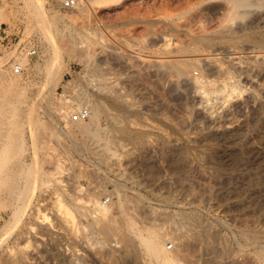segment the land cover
<instances>
[{
	"label": "rangeland",
	"instance_id": "obj_1",
	"mask_svg": "<svg viewBox=\"0 0 264 264\" xmlns=\"http://www.w3.org/2000/svg\"><path fill=\"white\" fill-rule=\"evenodd\" d=\"M248 1L238 17L232 0H0V22L38 51L20 74L0 63L14 83L0 112V264H157L95 223L99 204L120 217L121 198L132 230L159 228L186 264H264V45L221 37L264 31V0ZM183 59L195 73L178 74ZM84 109L92 135L72 120ZM193 215L205 239L190 257Z\"/></svg>",
	"mask_w": 264,
	"mask_h": 264
},
{
	"label": "bare ground",
	"instance_id": "obj_2",
	"mask_svg": "<svg viewBox=\"0 0 264 264\" xmlns=\"http://www.w3.org/2000/svg\"><path fill=\"white\" fill-rule=\"evenodd\" d=\"M87 1V0H86ZM125 0H94L93 4L92 2L89 3V0L87 1L88 4H92V7L90 5L91 8H99V7H111V6H116V5H119V4H122L124 3ZM86 2V3H87ZM39 3V2H38ZM85 3V0L84 1H80V3L73 9V10H76V8L78 7H81L82 5L81 4H86ZM260 3V2H259ZM232 11H231V14L234 15V16H241L242 14V10H246L245 8H248L250 7L252 4L248 1V0H232ZM81 5V6H80ZM257 5V4H256ZM264 5V4H263ZM88 6H86L87 8ZM264 8V7H262ZM94 9V10H95ZM255 9V8H254ZM258 9L260 11H262V9L260 7H258ZM256 9V11L258 10ZM248 10V9H247ZM93 11V10H92ZM96 11V10H95ZM252 11V10H251ZM258 11L259 13H262ZM229 12V11H228ZM245 12V11H244ZM93 13V12H92ZM91 13V14H92ZM249 13H251L249 11ZM253 13V11H252ZM230 14V13H229ZM230 14V15H231ZM245 14V13H244ZM242 14V15H244ZM258 14V13H257ZM246 15V14H245ZM244 15V16H245ZM248 15V13H247ZM263 15V13H262ZM229 16V15H228ZM250 16V14H249ZM252 16V14H251ZM256 16V15H255ZM261 16V14H260ZM257 17V16H256ZM255 17V18H256ZM230 18V17H229ZM233 18V16H232ZM253 18V17H252ZM263 18V17H262ZM240 19V18H239ZM257 19V18H256ZM231 20V19H230ZM235 20V19H234ZM251 20V19H250ZM249 21V20H247ZM254 21V20H252ZM263 21V19L261 20V22ZM233 22V20H232ZM239 22V21H238ZM257 23L260 22V21H256ZM264 22V21H263ZM242 24V22H240ZM231 24V23H230ZM237 24V23H236ZM245 24V22H244ZM250 24V22H249ZM225 25V24H224ZM232 26V25H231ZM242 26V25H241ZM259 26H260V23H259ZM264 26V25H263ZM262 26V27H263ZM222 27V26H221ZM224 27V26H223ZM222 27V28H223ZM226 27V26H225ZM224 27V29H225ZM228 27V26H227ZM233 27V26H232ZM249 27V26H248ZM242 28V27H241ZM261 28V27H260ZM247 29V28H246ZM249 29V28H248ZM247 29V30H248ZM256 29V28H255ZM254 29V30H255ZM222 30V29H221ZM226 30V29H225ZM245 30V31H247ZM251 30V28H250ZM253 30V29H252ZM219 31V30H218ZM223 32V31H221ZM255 33V32H254ZM261 33V32H260ZM259 35H257L258 33L256 32V34H250V35H244V37L242 36H239L238 34L236 35V33L234 34L233 32L232 33H224L223 35H221V37L223 39H227L229 38L231 42H251V43H254V44H259V45H264V31ZM206 41H208L210 43V40L209 39H205ZM252 44V45H254ZM245 45V43H244ZM247 47V46H246ZM261 47V46H260ZM264 47V46H263ZM249 50V49H248ZM261 50V48H260ZM263 50V49H262ZM261 50V51H262ZM230 56V55H229ZM235 59V57H234ZM197 59H183V60H180V61H177V63L175 64V68L178 72V74H183V73H195L194 72V66L198 63L196 62ZM20 64L24 65V63H22V61H20ZM199 64V63H198ZM197 64V65H198ZM202 64V63H201ZM200 64V65H201ZM208 64H206L207 66ZM263 65V64H262ZM202 66V65H201ZM209 66V65H208ZM198 68V67H197ZM201 68V67H199ZM207 68V67H206ZM2 71L4 70L3 68L1 69ZM7 70V69H5ZM200 70V69H199ZM261 70V69H260ZM264 70V69H263ZM8 71V70H7ZM199 73V72H198ZM186 76V75H185ZM184 76V78H185ZM7 77L5 76H2V78H0V84H6V88L5 85L2 86V89L0 90V112H2V114L4 113V110H6L8 107L6 106H9V104L11 103L10 102V96L13 95L12 94V89L13 88V84L12 83V79L11 81H8L7 79H5ZM184 78L182 80H184ZM187 79V78H186ZM188 81V80H187ZM183 82V81H182ZM190 82V80H189ZM193 84V83H192ZM189 85V83H188ZM193 86V85H191ZM187 86L185 85V88ZM195 87V86H194ZM192 89V88H191ZM193 92H196L194 91L193 89ZM262 103V102H261ZM264 103V102H263ZM262 105V104H261ZM264 106V104H263ZM6 108V109H5ZM8 110V109H7ZM10 110V108H9ZM102 110V108L100 109ZM99 110V111H100ZM263 110V109H262ZM261 111V110H260ZM9 112V111H8ZM264 112V111H263ZM1 118V117H0ZM95 118V115H92L91 116V119L94 120ZM53 119V118H52ZM118 121V120H117ZM0 122H2V120H0ZM56 123V122H55ZM76 123V122H75ZM79 123V130L81 131V133L83 132L85 135H92L93 134V127L94 126H91L89 123H82V122H78ZM57 124V123H56ZM60 125V124H59ZM77 127V126H76ZM127 128H124L123 126V133L124 135L126 136H131L132 135L129 133L128 129L126 130ZM95 132V130H94ZM95 134V133H94ZM99 134V133H98ZM101 135V134H99ZM96 136V135H95ZM98 136V135H97ZM100 137V136H99ZM101 138V137H100ZM137 139V138H136ZM138 140V139H137ZM135 141V139H134ZM138 143V142H137ZM142 143V142H141ZM140 145V144H139ZM2 149V147L0 148ZM4 151H5V147L3 148ZM2 151V152H4ZM118 207H119V211L121 213L120 217L118 215V217L114 216L111 212V208L110 207H107V206H103L102 204H99L97 205V208L96 210L99 211L100 215L98 216L97 220L95 223H99L100 224V230H102V232L108 236V237H115V236H118L119 239H120V243L124 244V246L126 247V249L129 251V252H132L134 250V248L136 247V243L139 242L141 243V245L146 249L147 251V254L149 255L150 259L152 261H155L158 263H171V262H180V264H186L184 262H182L180 259H179V256L176 255V254H172L170 253L168 250H167V247H166V244L165 242L163 241L162 239V232L159 230V228L157 229H146V230H137V231H134L132 230L133 227H134V224L132 222L131 219L128 218V211H127V201H125L123 198L120 199L119 203H118ZM58 215H59V219H62L63 221H68V217L69 215L73 214V212L71 211V209L66 206L65 204H63V202L61 203H58ZM46 215L45 213H42V217L44 215ZM57 214V213H56ZM57 215V216H58ZM48 216V215H47ZM47 216H46V219H47ZM45 218V217H43ZM49 218V216H48ZM45 219V220H46ZM88 219V218H87ZM122 219H124L125 222L122 223ZM50 220V219H49ZM185 222L190 226V230L188 231V233L186 234L184 240L182 241V245L179 244L183 247V250L185 253H187L188 255L192 254V252L194 251V247H193V241H196V240H200V239H203L205 237V234H203L201 232V222H200V219L196 217V215H193V216H186L184 218ZM74 221V220H73ZM90 222V221H89ZM94 223V224H95ZM90 224V223H89ZM185 224V223H184ZM98 226V225H97ZM162 230V229H161ZM163 231V230H162ZM206 233V232H205ZM208 233H206L207 235ZM209 235V234H208ZM206 237H209V236H206ZM205 239V238H204ZM207 239V238H206ZM120 244V245H121ZM178 245V244H177ZM123 246V245H122ZM121 246V247H122ZM179 247V246H178ZM181 247V248H182ZM176 249L177 246H176ZM196 249V248H195ZM207 249V248H206ZM179 250V249H178ZM196 251V250H195ZM208 252V251H207ZM196 253V252H195ZM228 253H230V251H228ZM186 254V255H187ZM211 254V253H210ZM187 255V256H188ZM194 255V254H192ZM209 255V254H208ZM207 256V255H206ZM191 257V255H190ZM231 258V254H230V257ZM234 259V257H233ZM256 257H248L246 258L245 260H243L240 264H255V260ZM154 262V263H155ZM210 260L208 259V261L206 262V264H209ZM232 264H237L234 260L231 261ZM217 264H231L227 261H220L218 262Z\"/></svg>",
	"mask_w": 264,
	"mask_h": 264
},
{
	"label": "built area",
	"instance_id": "obj_3",
	"mask_svg": "<svg viewBox=\"0 0 264 264\" xmlns=\"http://www.w3.org/2000/svg\"><path fill=\"white\" fill-rule=\"evenodd\" d=\"M80 1L82 0H62V9L73 10ZM26 39L25 32L21 28L0 22V63L4 69H11L20 74L23 72V65L20 64L21 57L38 56L37 47L34 44H28ZM89 115L90 111L84 109L75 114L72 120L74 122L87 120Z\"/></svg>",
	"mask_w": 264,
	"mask_h": 264
}]
</instances>
